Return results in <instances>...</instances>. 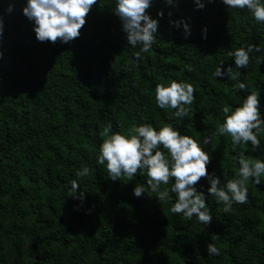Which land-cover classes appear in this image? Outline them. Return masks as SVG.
I'll return each instance as SVG.
<instances>
[{"label":"trees","instance_id":"trees-1","mask_svg":"<svg viewBox=\"0 0 264 264\" xmlns=\"http://www.w3.org/2000/svg\"><path fill=\"white\" fill-rule=\"evenodd\" d=\"M8 2L0 0V264H264V176L260 185L246 184L248 202L229 213L209 196L213 220L204 228L195 217L182 220L169 211L174 194L161 204L154 193L135 197V184L147 188L146 177L113 182L106 166L96 164L108 124L127 134L133 125L169 122L201 142L210 138L207 167L217 175L233 177L240 151L250 160L264 159V146L253 153L241 145L234 153L230 137L216 134L220 109L238 106L246 93L234 92L230 79L212 76L220 62L234 63L229 51L259 45L262 51L250 54L239 79L261 95L264 114V62L256 63L264 59V25L245 11L228 12L220 0L203 10H195L193 0H179L175 8L154 0L147 11L164 16L152 50L137 60L139 46H128L111 0H98L80 37L67 44L37 42L21 11L24 0H14L10 14ZM180 18H190L188 39L169 24ZM174 79L195 88L183 120H169L174 110L166 114L155 106L156 84ZM260 138L264 145V133ZM84 166L91 171L78 179L81 202L69 197L68 186ZM210 242L219 256L208 255Z\"/></svg>","mask_w":264,"mask_h":264},{"label":"clouds","instance_id":"clouds-1","mask_svg":"<svg viewBox=\"0 0 264 264\" xmlns=\"http://www.w3.org/2000/svg\"><path fill=\"white\" fill-rule=\"evenodd\" d=\"M154 0H111L110 11L120 22V29L125 34L128 46L139 51L135 53L137 60L141 53H148L156 43L159 19L164 16L163 11L157 13L158 18H152L147 11ZM164 3L173 8L178 7L179 0H164ZM215 0H193L195 10H203L207 4ZM226 10H241L247 12L257 25H264V0H220ZM98 0H24L22 14L32 25L37 42H51L67 44L81 35V29L86 23V17L97 5ZM15 8L14 0H9L5 11L12 13ZM169 17L172 12L168 13ZM171 27L182 31L183 38L192 35L190 18L185 20H169ZM4 19L0 16V38L4 35ZM208 29L205 26L201 38L207 39ZM262 49L257 44H247L229 51L232 65L225 67L220 62L215 67L212 76L217 79H230L232 90L242 95L238 106L224 105L220 111L222 122L216 134L230 137L232 150L247 146L253 153L258 152L262 146L261 134L264 133V114L261 112V95L250 91L246 80H240L242 71H246L250 64V54L259 53ZM0 51V59H3ZM264 59L257 58L256 63L261 64ZM233 65L235 70H233ZM185 70L192 71L190 65ZM155 106L158 109L174 110L172 117L183 120L189 115V108L194 101L195 88L186 80H171L167 85L158 83L154 89ZM101 135L105 137L99 145L96 164L106 166L107 178L111 181H120L121 176L133 181L136 176L146 177V185L135 184L133 195L141 197L142 194H155L161 202L173 201L169 211L179 215L182 220L191 221L193 217L204 228L209 225L213 216L207 206L209 196L215 203L223 205V211L229 213L234 204H246L249 199V189L246 184L251 181L256 185L262 183L264 176V159L250 160L248 155L240 151L235 159L238 169L232 178L227 173L217 175L215 170L209 171L210 153L204 146L211 140L205 137L203 141L194 138L191 134H182L180 129L172 123L163 126H154L151 123L133 125L125 134L114 131L112 125L104 127ZM90 169L81 167L75 172L77 179H72L69 188V197L83 202L84 191H81L79 178L89 176ZM203 180L205 184H201ZM165 185L170 187L161 186ZM206 250L210 256H219L220 249L214 242L207 243Z\"/></svg>","mask_w":264,"mask_h":264}]
</instances>
